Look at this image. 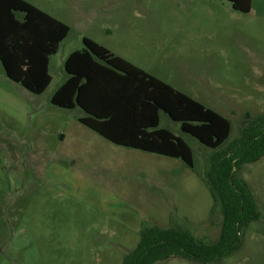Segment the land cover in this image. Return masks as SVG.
<instances>
[{
  "label": "rangeland",
  "instance_id": "1",
  "mask_svg": "<svg viewBox=\"0 0 264 264\" xmlns=\"http://www.w3.org/2000/svg\"><path fill=\"white\" fill-rule=\"evenodd\" d=\"M69 27L35 95L0 65V264H121L144 227L179 226L215 242L221 216L205 181L214 152L159 113L191 149L178 159L115 146L54 107L66 57L88 38L213 110L231 125L264 113V0L249 13L223 0H25ZM259 219L217 264H264V156L236 173ZM157 264H199L172 258Z\"/></svg>",
  "mask_w": 264,
  "mask_h": 264
},
{
  "label": "trees",
  "instance_id": "2",
  "mask_svg": "<svg viewBox=\"0 0 264 264\" xmlns=\"http://www.w3.org/2000/svg\"><path fill=\"white\" fill-rule=\"evenodd\" d=\"M214 1V0H210ZM249 13L252 0H224ZM69 27L25 0H0V65L10 81L41 95L50 85L49 60L66 39ZM83 49L64 60L65 79L49 103L61 109L78 107L79 123L109 143L178 159L193 167L189 146L159 128V113L180 124L181 132L214 152L205 181L221 216L215 242L179 226L144 227L136 247L121 264H157L172 258L217 264L242 245V233L259 219L255 203L236 173L264 156V113L249 116L236 139L229 138L227 119L88 38Z\"/></svg>",
  "mask_w": 264,
  "mask_h": 264
},
{
  "label": "crops",
  "instance_id": "3",
  "mask_svg": "<svg viewBox=\"0 0 264 264\" xmlns=\"http://www.w3.org/2000/svg\"><path fill=\"white\" fill-rule=\"evenodd\" d=\"M214 1H217V0H214ZM224 1V0H223ZM226 2V1H225ZM67 58V57H66ZM139 68V67H138ZM162 81V80H161Z\"/></svg>",
  "mask_w": 264,
  "mask_h": 264
}]
</instances>
